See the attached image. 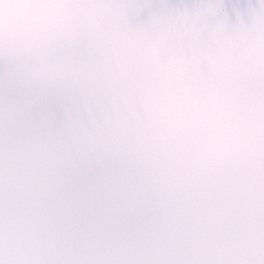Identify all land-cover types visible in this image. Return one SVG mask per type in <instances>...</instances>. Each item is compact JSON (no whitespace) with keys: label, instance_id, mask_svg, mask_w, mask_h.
I'll return each mask as SVG.
<instances>
[{"label":"snow or ice","instance_id":"6c2138e0","mask_svg":"<svg viewBox=\"0 0 264 264\" xmlns=\"http://www.w3.org/2000/svg\"><path fill=\"white\" fill-rule=\"evenodd\" d=\"M0 264H264V0H0Z\"/></svg>","mask_w":264,"mask_h":264},{"label":"water","instance_id":"95a60500","mask_svg":"<svg viewBox=\"0 0 264 264\" xmlns=\"http://www.w3.org/2000/svg\"><path fill=\"white\" fill-rule=\"evenodd\" d=\"M225 2L231 6H244L249 3V0H225ZM251 2H255V0H251Z\"/></svg>","mask_w":264,"mask_h":264}]
</instances>
